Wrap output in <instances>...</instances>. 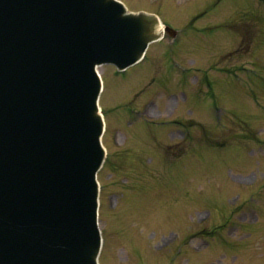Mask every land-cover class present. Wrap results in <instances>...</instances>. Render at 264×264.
<instances>
[{
  "label": "rangeland",
  "instance_id": "rangeland-1",
  "mask_svg": "<svg viewBox=\"0 0 264 264\" xmlns=\"http://www.w3.org/2000/svg\"><path fill=\"white\" fill-rule=\"evenodd\" d=\"M124 1L158 12L178 35L155 43L126 77L101 67L108 119L101 264H264V4ZM248 42L251 52L238 50ZM239 63L249 66L242 71ZM224 68L229 75L215 82ZM203 78L206 87H198ZM202 98L210 100L206 109ZM148 107L151 122L163 113L199 124L209 149L199 165L194 138L189 153L188 136L141 117ZM172 142L178 159L162 160L158 144ZM183 153L195 162H184Z\"/></svg>",
  "mask_w": 264,
  "mask_h": 264
},
{
  "label": "water",
  "instance_id": "water-1",
  "mask_svg": "<svg viewBox=\"0 0 264 264\" xmlns=\"http://www.w3.org/2000/svg\"><path fill=\"white\" fill-rule=\"evenodd\" d=\"M125 11L0 0V264H96L95 66L131 63L154 36L153 18Z\"/></svg>",
  "mask_w": 264,
  "mask_h": 264
},
{
  "label": "bare ground",
  "instance_id": "bare-ground-1",
  "mask_svg": "<svg viewBox=\"0 0 264 264\" xmlns=\"http://www.w3.org/2000/svg\"><path fill=\"white\" fill-rule=\"evenodd\" d=\"M164 25H162V28H163Z\"/></svg>",
  "mask_w": 264,
  "mask_h": 264
}]
</instances>
